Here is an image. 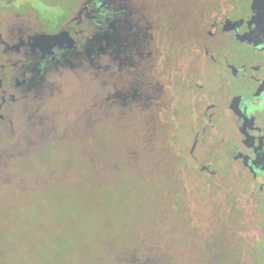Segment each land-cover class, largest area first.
<instances>
[{"label":"flooded vegetation","instance_id":"obj_1","mask_svg":"<svg viewBox=\"0 0 264 264\" xmlns=\"http://www.w3.org/2000/svg\"><path fill=\"white\" fill-rule=\"evenodd\" d=\"M100 126L140 175L199 177L237 244L264 222V0H0V160L72 138L94 170Z\"/></svg>","mask_w":264,"mask_h":264},{"label":"rangeland","instance_id":"obj_2","mask_svg":"<svg viewBox=\"0 0 264 264\" xmlns=\"http://www.w3.org/2000/svg\"><path fill=\"white\" fill-rule=\"evenodd\" d=\"M97 133L100 159L94 170L79 155L80 146L72 138L37 145L21 140L15 144L14 161L0 160V170L7 164L15 166L13 180L0 172V264H122L132 248H146L152 239L159 246L160 234L164 251L176 249L175 255L166 257L187 264L193 253L189 232L194 238L200 235L199 240L217 226L221 216L212 215L201 179L179 177L183 182L176 183V189L183 196L189 216L183 219L190 229L181 235L170 229L181 225L171 211L175 178L164 173L140 175L141 162L132 159L129 168L116 159L114 130L100 126ZM151 186L156 192L148 195ZM148 199L163 202L162 208L151 210ZM251 222L250 217L242 218L237 244L232 241L235 234L230 239L224 232L215 242L223 245L224 255L239 252L237 264H254L248 246L254 243L257 230L250 227ZM163 225L171 238L162 229L159 234ZM204 246L207 242L194 259L200 258L201 264H223L221 250Z\"/></svg>","mask_w":264,"mask_h":264},{"label":"trees","instance_id":"obj_3","mask_svg":"<svg viewBox=\"0 0 264 264\" xmlns=\"http://www.w3.org/2000/svg\"><path fill=\"white\" fill-rule=\"evenodd\" d=\"M158 181V180H157ZM154 182L153 184L157 183ZM152 184V186H153ZM175 184V183H174ZM151 186L150 191L148 192V195L151 193V191H155L153 189V187ZM176 192L174 193L173 197L171 198V200L175 199L172 207L173 209H171L172 211V216L175 214L176 217L180 220L181 225L179 224L176 228L175 226L170 227V229H173L174 231H177L178 233H180L183 231H186V229H190V226H186L185 220L183 219L185 216L187 217V219L189 218L188 214H186L185 208L183 206V196H181L180 192H177L179 190H175ZM156 192V191H155ZM150 203V208L151 210H153L154 208L158 209V208H162V204L163 202L155 200V201H150L149 199L147 200ZM176 205V206H175ZM262 216L264 217V213L261 211ZM165 216V215H164ZM163 216V219H164ZM245 217V216H244ZM190 223V221H189ZM206 226V225H205ZM250 227L254 228L257 230V234L255 236L254 239V243L252 244V246H248V249H250V257L252 258V262L254 264H264V222H258V223H250ZM165 225H163L162 228H159L158 232L160 234L161 229L163 230V232L165 231V233H167L166 235L168 236V238H171L170 235H168L169 232L171 231H166ZM241 228V226H240ZM228 230V225H225L224 221L217 223V226L215 228H213L210 232V234H208V236L206 238H200L199 240L196 239L197 235L194 237H192L191 233L189 232L188 235V240H189V244L191 248H195L196 252L199 249V247L203 246L206 242H207V246H204L205 249H212V248H218L219 250H221L222 252V256L224 257V262L223 264H229V260L232 261L233 263L237 264L240 261V256H239V252L236 253H231L229 256L224 255L225 252L223 251L222 248V244L219 245H215V242L218 241L219 237L221 236V234H223V232L225 233ZM161 235V241L157 244L159 246H154L156 245L155 241L152 239V244L147 245L146 248H132L128 253L130 255H127L126 258H124L122 261V264H179L178 262H172L171 260H169L170 258H167L169 256L166 257V255H175V250L173 249L172 253L166 252L164 251L163 248V235ZM175 236V235H174ZM209 238L211 239L210 241L212 243H210L208 245V241ZM209 241V242H210ZM174 242V240H173ZM177 248V245L176 247ZM192 253L191 255H188V262L187 264H201V259L200 258H195L194 259V254L196 253ZM166 253V254H165ZM170 255V256H171ZM202 257V256H201Z\"/></svg>","mask_w":264,"mask_h":264}]
</instances>
